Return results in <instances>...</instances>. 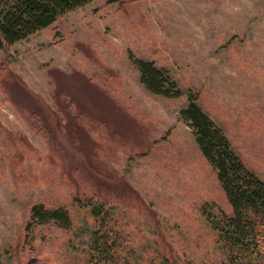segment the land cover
Wrapping results in <instances>:
<instances>
[{
    "label": "rangeland",
    "instance_id": "obj_1",
    "mask_svg": "<svg viewBox=\"0 0 264 264\" xmlns=\"http://www.w3.org/2000/svg\"><path fill=\"white\" fill-rule=\"evenodd\" d=\"M190 94L264 181V0H92L1 50L0 264H93L99 225L130 264H229Z\"/></svg>",
    "mask_w": 264,
    "mask_h": 264
},
{
    "label": "trees",
    "instance_id": "obj_2",
    "mask_svg": "<svg viewBox=\"0 0 264 264\" xmlns=\"http://www.w3.org/2000/svg\"><path fill=\"white\" fill-rule=\"evenodd\" d=\"M92 0H0V51L52 24L58 16ZM140 81L153 93L177 96L151 62L135 61ZM172 86V85H171ZM180 117L192 128L200 151L215 171L231 208L216 227L229 264H264V181L233 150L193 95ZM57 216V213H54ZM103 219L100 220L102 224ZM93 264H130L102 225L94 231ZM167 262L166 260L162 261Z\"/></svg>",
    "mask_w": 264,
    "mask_h": 264
}]
</instances>
